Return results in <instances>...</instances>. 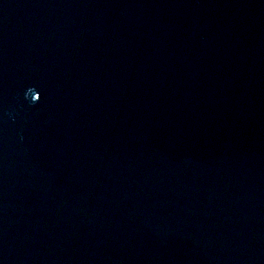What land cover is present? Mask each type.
<instances>
[{
	"label": "water",
	"instance_id": "1",
	"mask_svg": "<svg viewBox=\"0 0 264 264\" xmlns=\"http://www.w3.org/2000/svg\"><path fill=\"white\" fill-rule=\"evenodd\" d=\"M0 264H264V0H0Z\"/></svg>",
	"mask_w": 264,
	"mask_h": 264
}]
</instances>
